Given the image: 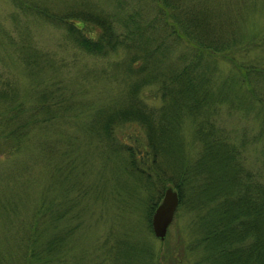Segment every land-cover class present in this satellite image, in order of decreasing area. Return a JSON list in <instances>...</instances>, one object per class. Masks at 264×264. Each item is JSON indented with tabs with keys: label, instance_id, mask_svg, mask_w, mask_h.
<instances>
[{
	"label": "rangeland",
	"instance_id": "obj_1",
	"mask_svg": "<svg viewBox=\"0 0 264 264\" xmlns=\"http://www.w3.org/2000/svg\"><path fill=\"white\" fill-rule=\"evenodd\" d=\"M23 1L26 8L22 12L9 0H0V81L15 91L8 101L0 100V111L7 105L22 102L25 118L32 116L40 121L41 104L54 100L57 103L52 107L51 122L42 121L39 125L33 119L31 126H27L28 129L36 124L26 136H31L30 142L46 133L42 148L33 145L30 149L32 144L24 143L18 151L9 153L2 150L4 145L0 142V264L20 262L19 253L6 255L5 251L16 243L27 223L21 217L28 212L31 217L41 201L49 203L54 216L64 208L67 210L55 225L57 232H64L59 251L65 264H118L116 254L137 264L143 252L149 260H159L156 264H175L174 259L181 260L179 264H191L195 254L183 250L186 248L188 252L196 237L192 231L199 225L194 220L200 215L205 217L208 209L219 207L224 198L208 195L211 187H219L216 179L222 177L228 183V178L234 175L238 181L235 185L242 187L243 183L259 185L264 181V76H255L257 70L264 71V48L258 45L264 39V0H251L252 10L243 14L241 28L229 38L235 44L246 42L242 51L232 44L214 55L213 60L200 58L202 66L214 62L209 74L214 78L211 89L222 83L231 85L228 77L239 75L237 66H243V73L254 90V98L249 97L246 87L236 80L230 87V95L211 107L218 105L213 117L214 134L225 139L236 153L231 164L222 163L218 167L210 161H199L196 124L189 116L181 118L178 132L173 131L176 135L173 141L180 134L181 146L168 145L170 151L181 153L167 150L164 156L159 152L162 156L159 154L152 166L142 165L146 160L136 156L135 165L130 167L124 154L125 143L132 145L135 139L141 149L145 146L148 149L145 128L136 121H122L115 116L110 139L98 136L102 131L97 125L99 117L113 116L130 105L156 119L163 107L160 83L152 81L143 85V77L150 80L158 71L157 80H161L165 73L178 71L190 61V51L194 49L185 39L181 37L177 43L167 41L154 29L156 24L150 29L146 26L152 15L155 20L157 17L151 0H110L112 3L86 0L95 5L97 12L114 14L117 18L122 15L117 20L134 14V23L128 29L143 27L140 32H144L142 36L152 46H161L165 41L164 49L151 56L147 66L139 65L138 58L131 66L128 64L131 55L139 56L134 48L130 49L139 46L134 41L137 38L130 39L126 48L122 46L100 56L85 54L74 47L62 25H57L52 17L65 18L77 9L78 13L88 15L81 4L76 7L72 0ZM207 1L201 0L197 8L210 11L208 20L220 9L227 11L224 5L219 8L220 0H211L212 4L206 5ZM41 9L50 16L47 20L44 17L47 14L38 13ZM128 11L133 13L127 14ZM213 21L218 20L213 18ZM114 27L119 34L120 25ZM125 133L134 140L121 139ZM168 187L176 194L177 205L164 239L158 241L147 225L146 214L151 202L157 199L155 208L159 205L162 191ZM177 188L183 197L180 205ZM235 191L232 189L228 196Z\"/></svg>",
	"mask_w": 264,
	"mask_h": 264
},
{
	"label": "trees",
	"instance_id": "obj_2",
	"mask_svg": "<svg viewBox=\"0 0 264 264\" xmlns=\"http://www.w3.org/2000/svg\"><path fill=\"white\" fill-rule=\"evenodd\" d=\"M9 1L14 7L20 8L22 12L25 10L23 8H26L24 4L26 2L23 0ZM106 1L110 2V0ZM200 1L151 0L157 17L155 20L152 15L151 20L146 22L148 29L155 27L156 24V28L154 29L163 34L164 40H173L177 43L182 37L188 43V46L194 49L190 51V61L185 62L178 71L172 70L168 74L165 73L161 80H157L159 76L158 71H156L157 75L150 80L146 76L143 77L145 78L142 79L143 85L151 84L152 81L160 83L158 90L161 91V101H163L161 114H158L156 119L152 120L147 114L137 109V107L130 105L121 112L113 113V116L108 117L104 115L97 120V125L102 130L98 136L109 139L112 132L111 122L115 120V116L119 117L122 121H136L140 125H143L145 128V143L148 149H146V146L144 149H141L142 146L138 143V140H134L133 136L131 137L128 133H125L121 138L124 140L132 138L134 140L132 141L133 146L125 143L124 149V154L127 155L130 167L135 165L134 160L136 156H140L142 161L146 160L143 164L141 162L142 165L147 164L152 166V164H156V157L159 154L162 156L161 153L165 156L168 153L167 150L173 154H180L179 150L178 152L170 151L168 145L173 143L181 146L180 134L176 141H173V139L176 137L174 135L175 132H178L177 128L181 127V118L185 116H189V120L196 124L194 135L195 138L197 137V141L200 142V162L210 161L218 167V164L221 165L223 163L228 165L235 160L236 153L231 149V146H229L225 139L223 140L219 135H215L214 130H212V125L215 124L213 119L215 107L218 105L214 108L211 107L215 103L227 98V95H230V87L234 85L236 80L240 82V86L246 87L249 97L254 98V90L249 86L248 78L245 76L246 73H243L245 69L243 66H237L240 72L239 75L234 74L228 77L231 85L222 83L215 86L214 90L211 89L210 83L214 78L209 76V74L213 70L214 62L202 66L200 58L204 56L209 60H213L214 55L220 54L225 48H230L232 44L239 51H242L246 47V42L235 44L234 39L229 38H232L233 34L238 33L237 28H241L243 23V14L252 10V1L220 0L219 8L224 5L227 11L220 9L219 12H214L215 14H212L213 16H211L210 20H208V16L211 13L209 10H205L204 3L202 5L204 9L197 8L200 5ZM72 3L76 7L81 4L82 8L85 7L82 10H86L85 12L88 15L78 13L79 9H77L76 12L74 10L73 14L69 13L65 18H62V16H53L52 18L57 25H62L65 35L72 41L70 43L74 47L76 46L78 49L83 50L85 54H94V56L105 55L122 46L125 47L126 43L129 45L128 41L130 39L137 38L134 41L139 46L130 47V49L134 48L139 52V56L135 54L131 55L128 64L131 66V62L138 58L139 65L147 66L150 63V57L152 56L153 58L154 54H157L158 51H161L166 46L165 41H163L164 44L162 43L161 46H152L142 36L144 32H140L143 27L140 30H138L137 26L133 29H128L134 23L135 15L130 14L133 12L129 13L128 11L127 14H130L128 18L126 16L123 19L117 20L122 15H119L117 18L114 14L109 13L107 15L100 11L97 12L95 11V5L89 1L72 0ZM209 3L212 4V1H207L206 5ZM36 8L39 7L36 6ZM38 13L44 16V14H47V11L41 9ZM38 13L37 16L40 17ZM44 17L47 20L50 16L47 14ZM213 18L218 21L214 23ZM114 25H120L119 28L121 30L119 34L115 32ZM258 45L264 48V39ZM218 58L224 59L222 56H218ZM257 75L264 76V71L257 70L255 76ZM262 79L264 78L262 77ZM13 90L0 81V100L8 101L15 94ZM35 93L36 95L38 94L37 91ZM56 103L54 100L50 104H41L43 110L40 113H43V118L40 121H36L32 116L25 118L22 113V102L3 107L4 111H0V142L1 145H4L2 150L13 153L16 150L18 151L24 143L32 144L29 146L30 149L33 148V145L38 149L42 148L44 145L42 141L46 133H43L39 137V140L35 142H30L31 136H26H28L31 128L36 124L40 125L42 121H52V107ZM33 119L36 124L27 129V126H31ZM120 167V170L123 171V167ZM182 170L185 171L186 168ZM156 176L159 178L158 174ZM216 181L219 187L217 189L211 187L208 195H210V198H213V196H223L224 198L221 200L222 202L219 207L212 206L213 208L205 211V217H201L200 215L194 220V223L199 225L196 230L192 231L196 235L194 240H192L194 244H189L187 249L189 251H185V248L183 253L195 254L191 257V261L193 259L192 263L195 264H264V181L259 185L243 183L244 187L241 184L235 185L238 181L234 178V175L228 178V183L222 177L217 178ZM178 188L176 192L180 205L183 197ZM221 188L226 191H221ZM232 189H236V191L234 194L232 193L228 196ZM159 193L158 197L160 196ZM194 199L198 201V198L192 197V200ZM157 201L156 199L151 202L149 212L146 214L147 225L150 219L149 214L154 210ZM40 205L31 217H29V212L25 217H21V220L25 222L26 219L27 223H24L25 227L21 229L22 232L18 235L16 243L8 246V249L5 251L6 255L11 254V252L14 254L19 253L18 257L21 259L18 264H65V260L61 259L62 254L59 251V248L62 247L64 232L61 233L60 230L57 232L55 225L60 220L59 218H62L61 216H63L64 211L67 210L64 208V210L58 211V216H54L52 214L55 213L50 209L49 203L46 204L44 201H41ZM47 213H50L49 216ZM148 227L150 229L149 225ZM198 248H200V251H198ZM119 255L116 254L114 256L118 264H135L134 262L129 263L125 256H123V260ZM102 256L104 257V255ZM148 262L156 264L159 263V260L157 262L155 259L149 260L148 255L144 256V252L141 253L137 264H148ZM180 262L181 260L175 261V259L173 261L175 264H179Z\"/></svg>",
	"mask_w": 264,
	"mask_h": 264
},
{
	"label": "water",
	"instance_id": "obj_3",
	"mask_svg": "<svg viewBox=\"0 0 264 264\" xmlns=\"http://www.w3.org/2000/svg\"><path fill=\"white\" fill-rule=\"evenodd\" d=\"M162 197L159 201V205L155 208L151 214L149 225L151 227V233L158 241L163 240L165 232L172 220L173 211L176 208L177 197L174 192H171V188H166L162 191Z\"/></svg>",
	"mask_w": 264,
	"mask_h": 264
}]
</instances>
